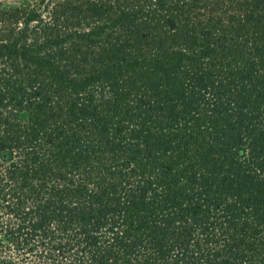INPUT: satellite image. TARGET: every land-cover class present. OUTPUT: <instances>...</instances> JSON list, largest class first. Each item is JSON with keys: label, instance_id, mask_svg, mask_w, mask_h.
<instances>
[{"label": "trees", "instance_id": "16d2710c", "mask_svg": "<svg viewBox=\"0 0 264 264\" xmlns=\"http://www.w3.org/2000/svg\"><path fill=\"white\" fill-rule=\"evenodd\" d=\"M0 264H264V0L0 1Z\"/></svg>", "mask_w": 264, "mask_h": 264}, {"label": "rangeland", "instance_id": "374dc122", "mask_svg": "<svg viewBox=\"0 0 264 264\" xmlns=\"http://www.w3.org/2000/svg\"><path fill=\"white\" fill-rule=\"evenodd\" d=\"M0 1L3 3H13L14 2V0H0Z\"/></svg>", "mask_w": 264, "mask_h": 264}]
</instances>
